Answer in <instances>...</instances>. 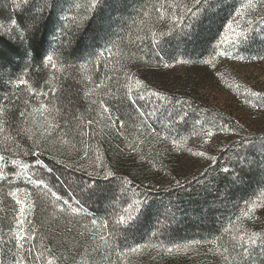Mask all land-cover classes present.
Segmentation results:
<instances>
[{
    "label": "rangeland",
    "instance_id": "obj_1",
    "mask_svg": "<svg viewBox=\"0 0 264 264\" xmlns=\"http://www.w3.org/2000/svg\"><path fill=\"white\" fill-rule=\"evenodd\" d=\"M205 1L197 6L199 9L202 7L196 17L197 19L189 18L183 24L178 23L175 26H173L172 20L167 15L164 20H160L154 6H159L163 2L167 12L171 11L167 9V4L169 3L179 2L192 5L194 0H155L151 4L147 3L143 13L139 17L137 16L136 19H140L137 23L138 26L142 25V20L149 22L147 30L151 37L148 40L139 38L140 45L151 43L153 50L160 53L164 47L163 43L165 40L181 31L184 32L186 28H191L193 24H196L203 13V9H207V7H203L207 6ZM232 1L234 2L232 11L226 16L207 52L197 55L180 53L175 59L171 60L165 57L160 60L154 58L158 62L155 64H159L160 67H155L153 70L149 68L138 70L141 60L144 61V59L129 60V57H121L119 45L115 43V45L112 44V47H108L111 50V58L106 63L103 61V56L109 55L105 51L107 49L105 48L106 45L98 47L93 57L89 55V57L86 56L82 61L78 62L79 65H85L79 70L82 77V88L85 92L95 86L87 84L84 78L92 76L95 80L97 77H102L101 74H104V70L109 68V72L112 75L115 73L121 75L119 84H121L122 88H120V91L124 93L126 85L130 84L133 89V95H135L138 87L135 84V80H141L140 90L143 92L144 86H146L148 91L143 93L146 98L138 100L137 106L147 113H155L154 116L146 121L147 125H150L147 128L141 127L137 111V114H135L137 122L133 124L126 118V125L123 122L124 127L120 128V123L114 117L117 116V113L105 102L108 99L107 95H102L105 94L104 89H97L88 97L89 101L103 100L104 104L110 108L112 118L116 120V126H112V128L121 129V132H129L131 127L128 125L132 123L133 131L135 129L145 135V138H143L145 140L135 141L138 143L136 148L134 146L135 142L132 141L129 144L132 145V150L129 148V151H127L129 156H133L134 160H139L140 157L146 156H141V149H148V155L150 153L149 160L146 161L148 165L153 167L156 162L159 167H162L161 170L158 169V172L150 171L148 174L151 175L146 176L149 181L144 185L135 181L130 175L113 172L114 177H111V180L118 181L114 192L116 193L114 195L116 201L112 211L105 217L86 216L84 213L73 216L67 211L61 213L58 204L52 203L54 197L51 194L45 196L32 191L33 185L29 184L25 179V177L32 176L34 173L35 176L33 178H43L53 191H56L58 195L65 199L69 198L68 194L64 193V188L62 189L58 186L57 176L60 168L69 173L70 184L68 188L73 196H75L76 188H83L90 181L103 180L101 179L102 176L87 175V172L93 171L90 166L92 161L84 163L87 171H83L78 170L79 167L77 168L71 163H65L64 160L49 153L53 148L55 151L60 146L76 149L82 143L81 137H79L80 139L77 142L67 141L66 136L60 139L56 134L51 138L45 137L44 132L47 122L62 123L63 113L58 116L55 111H50L41 115L40 112L33 111L39 108L41 104H47L51 110L50 101H54L57 107H60L58 104L59 100L56 98H59L61 94H59L54 82L59 78L58 74L63 76L66 72L67 74L70 73L67 71V61H64L66 56L64 51L68 46L67 37L77 25L88 18L89 14L87 11L94 10L90 7V0H78L77 3H80L77 9L72 8L73 5L68 6L67 12L60 17L61 27L57 21L56 27L58 29L51 39V49L47 54V56L51 55L53 57L57 64V69L53 70L45 61V66L49 67L52 74L55 72L57 77L55 78V75L46 85L34 86L28 83L33 88L46 91L49 94L47 96L32 95L28 86L18 85L17 83L24 77L14 79V83L11 85V97L13 96L15 101L19 97L18 100L22 101L23 104L20 108L21 111L27 109L28 113L23 119L18 117L21 123L17 120V124H20L19 129H23L21 131L23 135L21 141L11 135V128L7 126L9 122L6 121L5 117L2 118L4 130L0 131V154L7 156L8 163L0 171L10 177L11 184L0 182V187L3 188V191H0V264H17V262L19 264H48L49 261H52L53 264H246L244 259L245 257L248 258L251 252L252 255H257L254 260L258 257V254H263L262 256L264 257V209L260 207V204L264 203V185L248 198L236 216L227 221L220 230L219 235L212 239H187L167 242L166 237L163 239L162 236H156L157 233L151 232L152 235L150 234L151 236L149 235L147 238L145 236V240L128 244L130 239L126 238L124 234L129 231V228L139 223L146 209L128 225H116L113 223L114 219L123 214L122 209L127 206L125 203L126 199L130 202L132 199L145 198L143 195H134L137 191L143 193L145 189H151L147 193L146 198L147 205H149L148 199L151 197L150 193L153 192L152 187L155 186L156 180L160 181L158 185L161 188H166L169 185L175 186L176 180L181 182V186L187 183H196L194 180L202 178L217 163L222 152L232 150L236 147L235 143L238 140H249V144H252V138L264 137V60L253 59V57L264 56V30H262L264 25L255 23L261 15H264V9L259 12L245 10L242 17H236V11L240 10L247 0ZM105 2L106 0L103 1L102 6H105ZM249 19L254 21L251 27L247 24ZM229 22L233 23L234 29L236 24L239 23L240 28L237 31L247 30V37H242L239 44L232 43L235 40L234 33L223 44H220L225 32L228 31L227 24ZM188 24L191 26H184ZM0 28L3 32L13 36L19 33L17 26L12 21L7 23L0 22ZM169 29H173L171 35L160 37L161 32H168ZM63 32H65L64 35ZM153 32L156 33L159 45L153 43ZM61 36L60 44L55 47V43ZM218 45L219 48L217 47ZM219 50H228L231 55L216 56V51ZM101 54L103 55L101 56ZM237 54L244 57V59L231 58ZM98 57L104 65L100 72H97L91 66L93 63H90V61L93 62ZM206 59H213L215 67L203 64L202 61ZM179 60H188L190 62L181 64L178 63ZM109 62L110 67H106ZM165 64H168L169 67H164ZM124 73L132 77L131 81L126 80ZM107 82L109 81L105 83L108 84ZM51 89H56L55 93H52ZM152 92H158L159 96L151 95ZM253 93H259L260 95L256 96ZM181 101L184 103L181 104ZM187 105L196 106L200 110L195 117L191 116V120L188 119L189 123L185 119L188 113L183 111L182 116L177 114L179 109ZM84 107L87 108L86 101ZM90 112L100 118L102 124L107 126L111 124L106 117L107 114L102 113L98 104L94 105L90 111L85 110L86 115ZM45 116H47V121ZM219 126H223L228 131H220ZM152 128L160 133V138H155L150 134V129ZM209 130L214 135L208 140V143H205V140L208 139L205 136V132ZM136 136H139L138 133ZM164 137H167V139H164ZM65 140L67 143L64 142ZM173 141H175V144ZM16 144L25 147L28 144L39 145V147L35 148V151L40 153L39 159L43 161V164L36 165V157L31 154L23 155L19 149L15 148ZM261 144H264V142H260L257 148L264 151V147H261ZM73 145H75V148ZM45 146L48 147L45 149ZM9 147L15 150L14 155L5 151ZM198 151L205 152L206 155L202 157L194 156L193 153ZM144 152L147 153L146 150ZM208 156H215L216 159L214 161L209 160ZM12 159L19 160L21 164H27L28 168L12 165L10 162ZM0 164H3V162H0ZM44 165L53 171L48 173ZM13 169H15V172L21 173V175L17 177L12 171ZM76 174H79V176L75 177V181L73 175L76 176ZM120 177L123 179L121 182ZM124 180H132L135 185V188H131L128 191L126 197L122 196V189L125 187ZM15 187L27 188L32 191V194L27 196V198L23 191L17 195L20 199H25L26 205L30 203L35 205L34 210L30 207H25L23 225L17 223L20 206L16 204L14 198L6 195L9 190H14ZM73 190L74 193L72 192ZM75 197L77 198V196ZM77 199L81 201L80 198ZM70 202L73 203V206H76L73 201ZM253 202L257 203L256 210L250 213L249 217L244 216V213L248 211ZM93 218L97 219L98 222L107 219L109 222L108 227L97 231L90 223ZM82 225H87V227ZM162 226L165 227L164 224ZM21 229L23 230L22 232ZM118 231L121 234L119 237H115L117 239L116 243L113 237ZM18 232L26 236L24 241L16 239ZM82 232L85 234L84 236L80 235ZM254 233L255 235H253ZM102 235L106 239L102 240ZM93 236H95V239H93ZM241 236L243 240L239 239ZM222 239L229 243L226 246H231L235 250L236 256L240 255L237 259L233 260L231 258V253L228 249L225 251L223 247L225 244L221 243ZM251 240H254L255 243L250 242ZM21 243L24 245L23 248L20 247ZM137 245L142 246L138 252L133 253L128 250L130 247H136ZM169 248L172 249L171 252L168 251ZM245 249H247V255L244 254Z\"/></svg>",
    "mask_w": 264,
    "mask_h": 264
},
{
    "label": "trees",
    "instance_id": "obj_2",
    "mask_svg": "<svg viewBox=\"0 0 264 264\" xmlns=\"http://www.w3.org/2000/svg\"><path fill=\"white\" fill-rule=\"evenodd\" d=\"M74 1L0 0V22L15 21L19 32L13 36L3 32L0 28V104L8 102V114L4 117L9 122L7 126L11 128V135L19 141L23 136L19 129L21 120L18 117L13 118L12 114L17 110L21 111L23 104L22 101H15L13 96L11 97V85L14 79L20 77H24L34 86L46 85L55 75V78L57 77L55 72L52 74L49 67L45 66V61L51 49V39L58 29L57 21L61 27L60 17L67 12L69 5H73L72 8L75 9L78 8L80 2L77 3L78 0H76L74 3ZM103 1L100 0L96 9L87 11L88 18L86 17L87 19L68 35L64 61H67V71L70 73L66 72L63 76L58 74L59 78L54 82L61 94L58 99L60 107L72 100L73 104L69 107L73 110L79 107L84 121L87 119L94 121V124L87 129L91 135L84 136L82 143L76 149L60 146L55 151L53 148L49 153L64 160L65 163H71L80 168L88 161H95L96 148L99 146V154L108 169L114 173L130 175L135 181L144 185L149 181L146 176L151 174L148 173L152 170L158 172V169L161 170L162 167H159L156 162L153 167L148 165L146 162L150 156L148 149H141V156H146L140 157L139 160H134L133 156L127 154L129 151L127 145L132 141L140 142L145 135L138 130H132V123L137 122L135 118L137 112L124 100V92L120 91L121 84L117 87L112 86L117 80L121 82V75L119 73L112 75L109 68L104 70L102 77L111 75L115 78L105 80V82L109 81L107 85L111 88V94L102 95H107L108 99L104 100L117 113L118 117H114L119 123L122 121L126 125V118L132 122L128 125L131 127L129 132H121V129L112 128L111 124L108 126L102 124V120L97 118L93 112L85 114V101L81 100L85 92L82 88V77L79 71L71 66H79L78 62L86 56L93 57L98 47L106 45L105 48L110 49L108 47H112L115 43L119 45L121 57L133 58L129 60L144 59V61L141 60L138 70L145 68L153 70L155 67H160L159 64H155L158 62L154 58L160 60L165 57L171 60L180 53L197 55L207 52L226 16L232 11L234 2L232 0H206L205 5L207 6L203 7L207 9H203L196 24L165 40L163 49H159L161 52L158 53L153 50L151 43L140 45L139 38L148 40L151 37L147 30L149 22L142 20V25L138 26L140 19H136L143 13L147 3L151 4L155 0H106L105 6H102ZM61 40L62 36L54 46L60 44ZM109 64L110 62L106 67H110ZM91 66L94 67L93 64ZM183 107L178 110L177 114L182 116L183 111L188 113L185 118L188 123V119L191 120L190 117H195L200 111L196 106ZM17 120H19L18 124ZM137 133L139 136H136ZM66 137L70 142H77L80 139L79 137L73 139L72 135ZM252 141L253 143L249 144V140H238L235 143L236 147L222 152L217 163L202 178L194 180L196 183H187L184 186L169 185L161 188L158 185L160 181L156 180L155 186L152 187L153 192L150 193L151 197L148 199L149 205L143 212L142 218L136 226L129 228V231L124 234L130 239L128 244L141 241L145 236L149 237L151 232L157 233L156 236H162L163 239L166 237L167 242L187 239L205 240L218 236L223 225L225 226L227 221L236 216L248 198L264 185V151L257 148L260 142H264V137L252 138ZM137 142H135V148L138 145ZM261 147H264V144H261ZM84 151L88 152L90 160L81 159ZM224 169L228 171L225 172ZM58 173V186L64 188V193L68 196H73L68 188L69 173L61 168ZM77 176L79 174L73 175L74 180ZM120 178V182L123 181L122 177ZM101 179L104 180V178ZM103 180H94L97 187L92 191H81L82 187L75 190V196L81 199V203L94 216H108L116 201L114 192L118 181L111 180V177ZM72 192L74 193V190ZM120 234V231L114 234L113 240L116 243L115 237H119ZM221 243L225 244L223 245L225 250L230 251L233 260L240 256H236L231 246H226L229 245L226 240L222 239ZM262 255L258 254L254 260L257 255H252L251 252L244 261L246 264H264Z\"/></svg>",
    "mask_w": 264,
    "mask_h": 264
},
{
    "label": "snow or ice",
    "instance_id": "obj_3",
    "mask_svg": "<svg viewBox=\"0 0 264 264\" xmlns=\"http://www.w3.org/2000/svg\"><path fill=\"white\" fill-rule=\"evenodd\" d=\"M27 2V0H26ZM100 2V0H90V7L95 9L98 5V3ZM204 2V0H194L192 5H188V4H181L179 2H172L167 4V9H170L171 11H167L165 10V4L162 2L159 4V6H154L157 14H158V18L160 20H164L166 15L172 20L173 22V26H175L176 24L180 23L183 24V22L186 19L189 18H196L200 9L197 7L198 5H201ZM262 9H264V0H247L246 3H244L241 7L240 10H237L235 15L236 17H242L244 14L245 10H251L253 12H259ZM13 23H15V21H13ZM254 21L249 19L247 20V24L251 27L253 25ZM257 25H264V15H261L259 17V19L255 22ZM184 26H191L190 24L188 25H184ZM77 27H79V25H77ZM240 28L239 23L236 24V28H233V23L229 22L227 24V32H225L224 37H222L220 44H223L225 42V40H228L230 38V35L234 33L235 35V40L232 41L233 44H239L241 38H246L247 37V30L244 31H237V29ZM262 30H264V28H262ZM173 29H169L168 32H161L160 33V37H164L167 35H171L172 34ZM152 37H153V43L159 45V41L156 39V33H152ZM219 48V45L217 46ZM106 51L109 53L108 56H103V61L104 63H106L110 58H111V50L110 49H106ZM103 54H101L102 56ZM231 53L228 50H219L216 51V56H230ZM134 56V54H133ZM232 59H241L243 60L244 57L239 56V54L232 56ZM129 59H132V57H129ZM214 59V58H213ZM213 59H206L203 60L202 63L203 64H208V65H212L213 67H215V64L213 63ZM253 59H261L264 60V56H258V57H253ZM46 61L47 64L53 69L56 70L57 69V64L54 61L53 57L51 55H48L46 57ZM190 61L188 60H179L178 63L181 64H187ZM93 65L96 69L97 72L102 71L104 65L102 64V60L98 57L96 60H94ZM76 68L77 71H79L81 68L85 67V65H79V66H71ZM164 67H169L168 64H165ZM126 80L131 81L132 77L129 76L127 73H124ZM75 79V78H74ZM84 80L87 82V84H92L95 87L94 88H89L88 91L84 92L83 96L81 97V100L86 101L87 102V108L86 110H92L94 105H99L100 109L102 110V113L107 114V119L108 121L111 123V125L113 127L116 126V120H114L112 118L111 115V110L110 108L104 104L103 100H88V97L91 96L97 89H104L105 90V94H111V88L109 87V85H107L105 83V80H113V77L111 75H105L103 77H97V79H93L92 76H86L84 78ZM79 82V81H78ZM18 85H25L28 86L30 93H32V95H41V96H47L49 93L46 91H42V90H37L35 88H33L31 85L28 84V81L25 79H20L18 82ZM135 84L138 86L137 90L135 92V95H133V89L132 87L129 85H126V91L124 93V100L127 101V103L133 107L134 110H136L138 112V116L140 118V123H141V127L142 128H147L148 125L146 123V121L155 115V113H147L145 112L142 108L137 106V102L138 100H144L146 97L143 94L144 92H147L148 89L146 86H144L143 92L140 90L142 81L139 79L135 80ZM119 86V81H116V84L113 85V87H117ZM52 93H55L56 89H51L50 90ZM151 95L153 96H159L158 92H152ZM253 95L259 96V93H253ZM19 99V97H17V100ZM56 99H59L58 97ZM27 103V102H26ZM52 107L51 110L49 109V106L47 104H41L39 108L34 109L33 111L36 112H40L41 115H44V113H49L50 111H55L56 114L58 116L61 115V113H63L62 116V123L59 122H47V127L46 130L44 132V135L46 138H51L53 137L54 134H56V136L60 139H63L64 136L67 135H72L73 139H75L76 137H82L83 136H90L91 133L87 130L88 128H90L93 124L94 121L92 119H87L86 121H84V117L83 114L80 112L79 107H76L75 110H73L72 107H69V105L73 104L72 100H69L68 104L63 105V107H57V105L55 104L54 101H50ZM181 104H183L184 102L181 101ZM7 104L8 102L6 101L3 104H0V131H3V117L5 115L8 114V108H7ZM27 109L25 111H19L17 110L16 113L12 114L13 118L19 117L21 119L25 118L27 116ZM181 119H183V117H181ZM45 120L47 121V116H45ZM124 124L121 121L120 123V128H123ZM220 131H228V129L224 128L223 126H219ZM20 131H23V129H21ZM150 134H152L155 138H160V133L156 132V130L154 128L150 129ZM214 135V133L212 131H206L205 132V136L208 138L205 140V143H208V140L211 139V137ZM164 139H167V137H164ZM65 143H67V141H64ZM173 143L175 144V141H173ZM39 147V145H33V144H28L26 147L22 146L20 144H16L15 148L19 149L23 155H34L36 157L35 160V164L36 165H42L43 161H41L39 159L40 153L35 151V148ZM73 147L75 148V145H73ZM128 148H132V145H127ZM6 152H8L9 154L14 155L15 154V150L12 148H6L5 149ZM194 156L197 157H202L205 156L206 153L205 152H195L193 153ZM209 160H215L216 157L215 156H208L207 157ZM81 159H86V160H90L91 158L89 157V154L87 151H84ZM0 162H3V164H0V169H2L5 165H7L8 163V158L5 154H0ZM12 165H16L19 166L20 168H28L27 164H21V162L17 159H12L11 161ZM62 163V161H61ZM90 166L93 168V171L91 172H87L88 176H96V177H101L104 179H108L110 177H114V173L107 168V165L105 164L104 160L102 159L101 155L99 154V146H97L96 148V155H95V161H93ZM44 167L47 168L46 165H44ZM78 170H83V171H87V169L81 165L80 168ZM15 175L17 177H19L21 175V173L19 172H15V169L12 170ZM53 170L51 168H47V172L51 173ZM225 172L228 171V169H224ZM35 176V174L33 173L32 176H27L25 177V179L27 180V182L31 185H33V189L32 191H36L38 194H43L45 196H47L48 194H51L52 197H54V200L52 201L53 204H58L59 206V211L61 213L64 212H69L71 215L73 216H77L81 213H84L86 216H90L93 215L92 213H90L85 207L84 205L81 203V201L79 199H77L75 196H69L68 199L63 198L61 195H58L56 191H53V189L51 187H49V185L47 183H45L43 178L37 177V178H33ZM0 182H3L5 184H11V180L10 177L8 175H6L3 171H0ZM177 186H181V182L179 180L175 181ZM124 185L125 187L122 189V196H127L128 191L131 188H135V185L133 184L132 180H124ZM97 187L96 182L95 181H90L87 184L84 185V187L81 189V191H92ZM0 191H3V188L0 187ZM25 192L26 194V198L27 196H30L32 194V191H29L27 188H20V187H15L14 190H9L6 195L10 196L12 198L15 199L16 204H18L19 207V219L17 221V223L19 225H23L24 223V214H25V207H30L34 210L35 205L30 203L28 205H26L25 203V199H20L18 197V193L19 192ZM151 189H145L143 193H140L139 191H137L134 195L136 196H140L143 195L145 198L144 199H132L130 202H128V200H125L126 203V207H123L122 209V213L118 216V218L114 219L113 223L116 225H128L129 223L133 222L137 216L139 214H141L143 212L144 209L147 208V193L150 192ZM73 201L75 203L76 206H73V203L70 202ZM260 207L262 209H264V203L260 204ZM257 208V203L253 202L251 204V206L248 208V211L244 213V216L249 217L250 213L254 212ZM77 223H79V221H77ZM91 225L96 228L97 231H99L100 229L103 228H107L108 227V220L105 219L102 222H98L97 219L93 218L90 221ZM83 227H87V225H82ZM23 230L21 229V232ZM21 232H18L16 235V239L18 241H24L26 239V236L21 234ZM111 234V233H110ZM81 236H84L85 234L82 232L80 233ZM255 235V233L253 234ZM34 239V237H33ZM93 239H95V236H93ZM101 239L104 240L106 239V237H104L103 235L101 236ZM235 239V237H234ZM239 239L243 240V237L241 236ZM250 242L255 243L254 240H251ZM21 248L24 247L23 243H21L20 245ZM142 248L141 245H137L136 247H130L128 250L135 253L138 252L140 249ZM50 251V249H49ZM169 252L172 251L171 248L168 249ZM226 251V250H225ZM244 254L247 255V249H245ZM17 264H19V262H17ZM48 264H53L52 261H49Z\"/></svg>",
    "mask_w": 264,
    "mask_h": 264
}]
</instances>
